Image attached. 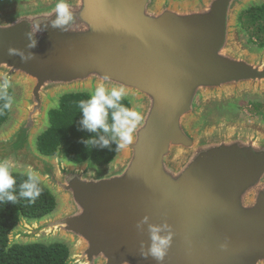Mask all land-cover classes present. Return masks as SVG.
<instances>
[{
	"label": "water",
	"instance_id": "1",
	"mask_svg": "<svg viewBox=\"0 0 264 264\" xmlns=\"http://www.w3.org/2000/svg\"><path fill=\"white\" fill-rule=\"evenodd\" d=\"M65 2L73 19L62 31L51 26L58 0H0V81L12 92L0 161L33 170L56 203L20 214L9 243L60 242L67 264H157L140 255L157 225L171 232L162 264H264V125L237 111L264 100V46L239 19L264 0ZM100 83L123 87L144 117L133 143L103 165L70 161L63 144L42 153L59 98Z\"/></svg>",
	"mask_w": 264,
	"mask_h": 264
},
{
	"label": "trees",
	"instance_id": "2",
	"mask_svg": "<svg viewBox=\"0 0 264 264\" xmlns=\"http://www.w3.org/2000/svg\"><path fill=\"white\" fill-rule=\"evenodd\" d=\"M244 30L255 25L249 31V40L258 46H264V3L259 6L249 7L239 17ZM254 37L255 39L253 40ZM12 92L7 90V97ZM90 94L85 92L68 93L59 98L58 107L49 111V126L41 133L37 140L38 149L47 155L53 154L57 147L63 144L67 158L73 162L90 160L95 165H103L112 160L116 153V144L110 148L87 146L82 141L88 138L98 139L99 134L88 132L80 126L82 117L79 108L81 100H87ZM7 99L0 96V126L7 121L10 111L4 104ZM121 103L129 108L125 99ZM109 110L108 122L111 123ZM15 178L14 194L17 202L0 203V264H67L69 255L68 247L60 242L50 244H10L8 232L17 224L20 214L28 218L42 217L55 209V198L49 189L39 183L41 195L35 202H29L19 196L20 185L27 179L22 173L11 172Z\"/></svg>",
	"mask_w": 264,
	"mask_h": 264
},
{
	"label": "clouds",
	"instance_id": "3",
	"mask_svg": "<svg viewBox=\"0 0 264 264\" xmlns=\"http://www.w3.org/2000/svg\"><path fill=\"white\" fill-rule=\"evenodd\" d=\"M56 18L51 21V26L60 28L62 31L67 30L64 26L73 19V13L70 11L65 0H58L55 7ZM41 31L40 22H35V27L31 32L26 33L28 38L27 47L34 48L37 44L35 32ZM9 55H19L22 61H28L34 58L33 53L24 54L14 47L8 49ZM10 87V81L4 78L0 81V96L7 99L4 104L5 108L11 106V99L7 97V89ZM123 87H113L110 90L100 83L94 90L93 94L87 100L79 102V108L82 113L80 126L82 129L91 133L99 134L98 139L88 138L82 142L89 146H98L100 148H110L115 142L116 148H124L133 143L134 133L144 122V117L137 111L124 106L121 101L126 96ZM109 110L111 111V123L108 122ZM13 163L8 160L0 161V203L17 202V195L14 194L15 178L11 175ZM19 196L26 198L29 202L35 200L41 195L39 187V176L33 170L27 172V179L20 185ZM142 222H147V217L142 218ZM140 227V223L137 224ZM164 227H167L166 225ZM161 226L149 225L151 245L147 251L141 247L140 255L144 258L151 256L162 264L167 251L171 244V232L168 235L161 236Z\"/></svg>",
	"mask_w": 264,
	"mask_h": 264
},
{
	"label": "rangeland",
	"instance_id": "4",
	"mask_svg": "<svg viewBox=\"0 0 264 264\" xmlns=\"http://www.w3.org/2000/svg\"><path fill=\"white\" fill-rule=\"evenodd\" d=\"M264 3V2H263ZM255 25L249 27V31L251 32ZM245 31V36L249 40V31ZM253 40L255 39L252 37ZM252 42V41H251ZM238 116L244 119H253L262 122L264 125V100L256 101V100H243L237 105Z\"/></svg>",
	"mask_w": 264,
	"mask_h": 264
}]
</instances>
